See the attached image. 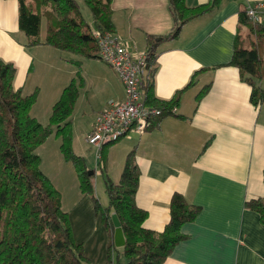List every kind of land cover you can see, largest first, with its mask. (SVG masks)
I'll use <instances>...</instances> for the list:
<instances>
[{
	"label": "crops",
	"instance_id": "1",
	"mask_svg": "<svg viewBox=\"0 0 264 264\" xmlns=\"http://www.w3.org/2000/svg\"><path fill=\"white\" fill-rule=\"evenodd\" d=\"M207 1L185 0V4ZM256 1L221 0L209 12L185 22L175 38L158 44L154 96L168 101L180 90L179 102L173 113L142 133L130 131L115 145L119 162L116 175L110 178L114 182L126 154L135 149L139 168L135 201L147 210L146 227H164L174 192L199 207L195 218L181 227L187 237L174 246L163 264H264V224L244 204L247 199L264 197V102L250 101L251 86L230 64L239 12ZM111 8L115 33L133 51L146 49L147 34H164L172 25L169 0H111ZM260 13L264 24V8ZM25 42L18 26V1L0 0V58L15 66L14 87L30 93L38 86L35 71L43 62L36 61L35 66V58L59 62L58 68H64L68 56L49 45L27 46ZM88 59L94 61L85 64L94 69L83 92L96 82L100 96L91 106L87 132L110 100L124 98L114 69L97 58ZM54 78L59 83L54 93L62 91L66 75L58 72ZM206 86L196 102L197 93ZM110 148L106 152H112ZM113 163L107 155L104 169Z\"/></svg>",
	"mask_w": 264,
	"mask_h": 264
},
{
	"label": "trees",
	"instance_id": "2",
	"mask_svg": "<svg viewBox=\"0 0 264 264\" xmlns=\"http://www.w3.org/2000/svg\"><path fill=\"white\" fill-rule=\"evenodd\" d=\"M17 1L18 26L26 36L27 46L45 44L82 58H100L93 31L115 32L111 0H82L90 12V21L85 19L78 0ZM220 1L187 6L185 0H169L171 28L164 34L146 35L144 100L161 108L149 127L173 113L171 108L178 104L180 97V90L168 101L154 96L158 44L175 38L185 22L209 12ZM248 7L238 15L230 64L239 69L241 78L251 86L250 101L257 105L264 102V24L262 16L255 19L247 14ZM241 26H248L246 38L240 36ZM14 76L13 63L0 58V264H91L81 243L74 240L60 193L42 171L41 158L36 152L50 134L59 136L60 150L73 164L82 194L94 197L92 176L87 173L83 157L71 148L70 114L78 88L73 79L64 86L51 107L48 122L43 124L31 113L37 88L23 93L14 87ZM207 87L197 93L196 102ZM138 178L139 168L132 148L126 154L118 181L106 178L107 203L101 205L94 198V210L107 230L108 250L115 246L111 213L117 215L125 239L121 246L124 264H163L174 246L187 237L181 227L195 218L199 207L174 192L164 227L148 228L144 225L147 210L135 201ZM244 204L256 211L264 224V197L247 199Z\"/></svg>",
	"mask_w": 264,
	"mask_h": 264
},
{
	"label": "rangeland",
	"instance_id": "3",
	"mask_svg": "<svg viewBox=\"0 0 264 264\" xmlns=\"http://www.w3.org/2000/svg\"><path fill=\"white\" fill-rule=\"evenodd\" d=\"M78 1L85 19L90 20L91 16L89 10L82 0ZM44 32L45 24L42 20L41 36ZM239 32L240 36L246 38L248 26L239 27ZM57 50L62 56H68L64 68H58L57 65H61L59 62L49 63L46 58L41 60L35 58V66H37L36 61L39 64H41V61L43 62L42 65L37 66L40 70L38 69L37 72L35 71V73L38 74L37 97L35 103L31 107V113L36 114V118L41 123L46 124L51 112V107L61 93V91L54 93L55 90H53V88L59 84L54 82V74L59 72V75H61L64 73V75H66L67 84L73 79V82L80 93V98L78 97L79 99L73 106L70 114L71 148L75 153L83 157L87 170H95V172L91 174L94 197L82 194L79 188V180L75 168L70 161H67L64 158L60 150L61 139L54 133L50 134L36 149L37 154L41 158V169L49 177L54 187L59 191L61 196V206L67 213L68 222L74 240L81 243L84 254L89 258L91 264H124L125 258L120 246H114L110 250L107 249V230L102 223L100 216L95 213L94 198H96L101 205L107 203L105 181L106 178L110 179L116 175L115 169L117 167V162H119V159H117L119 154L117 147L119 146L115 145L130 135L128 133L114 142L103 145L104 147H102L105 148V151L100 150L97 157L96 148L87 142L86 137L88 134L87 130L92 121L93 113L90 110L91 106L95 105L100 96L98 83H93L92 87L86 92V94L83 92L85 91V88H83L84 85L87 82L89 84V74L94 69V67L85 64V61L94 60L82 58L64 50ZM97 59L101 63H104L108 68L111 67L101 58ZM33 81H36V77ZM60 90H62V88ZM107 148H110L114 155H112V152H106ZM107 155L110 162L113 161L114 163L113 166L110 165L109 169L106 171L103 167V159L106 160ZM117 178L118 177H115L113 180H118Z\"/></svg>",
	"mask_w": 264,
	"mask_h": 264
},
{
	"label": "built area",
	"instance_id": "4",
	"mask_svg": "<svg viewBox=\"0 0 264 264\" xmlns=\"http://www.w3.org/2000/svg\"><path fill=\"white\" fill-rule=\"evenodd\" d=\"M262 8L264 1H256L249 5L247 14L258 19ZM93 34L100 58L117 73L124 91L122 100H110L107 107L96 115L87 134V142L96 148L98 154L103 145L116 141L130 131H145L151 119L161 113V108L144 100L145 50L133 51L115 32L95 29Z\"/></svg>",
	"mask_w": 264,
	"mask_h": 264
},
{
	"label": "water",
	"instance_id": "5",
	"mask_svg": "<svg viewBox=\"0 0 264 264\" xmlns=\"http://www.w3.org/2000/svg\"><path fill=\"white\" fill-rule=\"evenodd\" d=\"M87 173L89 175H91L93 173V170L89 169L87 171ZM111 220H112V224L114 227V229H113V243L115 246L121 247V246H123L125 239H124V234H123L119 219L114 212L111 213Z\"/></svg>",
	"mask_w": 264,
	"mask_h": 264
}]
</instances>
